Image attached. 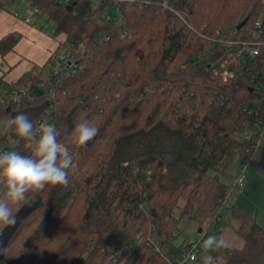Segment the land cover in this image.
I'll return each mask as SVG.
<instances>
[{"label":"trees","instance_id":"16d2710c","mask_svg":"<svg viewBox=\"0 0 264 264\" xmlns=\"http://www.w3.org/2000/svg\"><path fill=\"white\" fill-rule=\"evenodd\" d=\"M28 1L66 36L72 66L55 76L50 61V69L34 66L10 85L0 81L9 90L53 86L18 110L0 104V119L41 105L33 123L49 113L74 167L67 186L29 193L34 202L0 233V264H170L181 219L200 229L223 207L217 230L232 228L244 245L209 254L217 264H264V228L227 203L225 180L230 166L254 154L247 134L262 132L254 123L264 118V52L238 57L226 81L214 73L233 56L220 39L264 19V0H129L120 5L121 24L102 18L110 1ZM19 40L0 38V58ZM256 103L260 115H249ZM85 120L99 133L77 147L72 133ZM15 135L0 134V143L11 145ZM27 145L20 140L9 151L24 154ZM141 203L145 217L136 212Z\"/></svg>","mask_w":264,"mask_h":264},{"label":"clouds","instance_id":"9594fccd","mask_svg":"<svg viewBox=\"0 0 264 264\" xmlns=\"http://www.w3.org/2000/svg\"><path fill=\"white\" fill-rule=\"evenodd\" d=\"M5 126L19 140L30 142L33 153L0 151V233L15 225L16 213L24 204L34 202L36 196L30 197L29 193H39L49 186H67L68 170L74 167L73 155L60 142L61 133L54 124L47 121L34 124L29 113L19 112L10 115ZM98 133L99 129L85 120L75 126L73 142L77 147H87ZM200 247L206 253L203 264H217L218 257L209 253L226 248L227 241L222 236L209 235L202 239ZM189 257L195 258L188 253L185 261Z\"/></svg>","mask_w":264,"mask_h":264},{"label":"built area","instance_id":"2783aa9c","mask_svg":"<svg viewBox=\"0 0 264 264\" xmlns=\"http://www.w3.org/2000/svg\"><path fill=\"white\" fill-rule=\"evenodd\" d=\"M64 3H70L74 0H61ZM97 1L100 3H105L109 1L115 2V13L114 15L108 14L106 16V19L109 21H116V23L121 24V9L120 5L129 0H93ZM29 2V1H28ZM169 7H166V9ZM176 14H179L178 12H175ZM37 14H42V11L39 7H33L29 3V7L27 9L26 17L24 18L26 23H31L34 20V17ZM15 17H21L20 12L17 10L14 13ZM238 33V31H236ZM127 31L123 33V35H127ZM220 43H224L226 45H230L233 47V56L230 60H227L221 64L220 69L214 70V73L219 75L224 81L232 78L234 76L233 71L231 70V66L233 63H235L236 59L238 57H256L259 56L264 52V19H260L255 22L253 27L245 31V33L238 35L237 38L235 39H220ZM71 67L72 62L70 61V52L68 51L67 58L58 62L55 64L53 67V73L55 76L61 75L65 70L66 67ZM68 73V71L66 72ZM40 92L43 93H53V86L49 85L45 82H39L37 83L34 87L32 88H27L25 86H22L18 89H13L9 90L5 87H0V104L3 105H8V106H14L15 110H18L21 107V103L25 99L33 100L36 98V95H38ZM260 106L261 103H256L255 106L251 108H247V112L249 115H260ZM49 113L46 112L44 115L41 117L37 118L34 124H39L41 122L47 121L48 123H52L49 120ZM53 124V123H52ZM254 128L256 130L261 129V133L257 136H253L252 133L247 134V139H253L254 137V144L253 148L251 150H248L249 152L252 151L254 154L251 155L247 162L246 165L243 166L240 170V175L239 177L234 181V183L231 185L234 189H239L243 188L246 184V177L245 173L247 170V167L253 160V156L257 153V151L260 150L261 144H262V138L264 136V118L258 120L257 122L254 123ZM19 138L17 135L13 136L10 141L11 145L8 143H0V151H9L10 148H14L19 142H17ZM20 141V140H19ZM29 143V142H27ZM225 207L221 209L220 212L216 213L215 216L208 222L205 226H203L201 229L200 237L198 239H193V240H188L187 243L183 246V248L180 251H175L171 250L172 253L170 257L168 258V262L170 264H189V263H195L203 249L200 247L202 243V239H206L207 236L213 235L217 227L222 221V218L225 214ZM136 212L141 215L142 217H145L148 215V207L144 204L141 203L138 205L136 208ZM152 232V230H150ZM176 235V234H175ZM174 235V236H175ZM148 243L151 244V236L149 235ZM143 239L140 238L136 240L137 242H141ZM155 250L157 252H160V249L158 246H155ZM175 251V252H173ZM188 253H192L194 255V259L189 257L187 261H185V256L188 255Z\"/></svg>","mask_w":264,"mask_h":264},{"label":"rangeland","instance_id":"374dc122","mask_svg":"<svg viewBox=\"0 0 264 264\" xmlns=\"http://www.w3.org/2000/svg\"><path fill=\"white\" fill-rule=\"evenodd\" d=\"M28 7H29L28 0H5V9L0 12L11 14L14 18H17L14 16L15 11L18 10L21 15L26 9H28ZM114 9H115V2L110 1L105 11L102 13V18L106 17L108 12L114 14ZM36 16L34 17L35 19L37 18ZM41 17L45 19L43 20V23L44 21L47 22L48 24L47 28L49 29L54 28L55 26L54 22L50 21L47 15L41 14ZM58 55L63 60L67 58V51L64 46H61ZM50 68L51 65L49 64L48 69ZM40 109H41V105L37 104L20 112L29 113L31 119H33L38 115ZM17 113L19 112H15V114ZM5 122H6L5 120L0 119V134L9 133V135L12 136L14 132L9 131L6 128ZM27 148L28 150L24 154H32L33 147L30 142L28 143ZM253 157L254 158L247 167L245 173L246 184L243 188L234 189L233 187H231V185L239 177L241 173L240 170L243 166L246 165L247 161L242 164L241 168L235 167V165L230 166L227 170V176L225 180L226 183L230 186V189L232 191L231 199L228 200L227 203L229 205H236L237 207L241 208L242 211H244L247 215L257 218L259 215L264 216V136L262 138L261 149L257 151V153ZM200 229L198 224L195 223L194 221L189 220L188 218H182L179 224V231L176 233V235L173 238V246H174L173 250L177 247L183 246L186 239L187 241L198 239L201 233L199 232ZM217 233L220 237L221 236L224 237V239L227 241V244L232 247L241 248L244 245V241L235 233V231L232 228L226 227L223 230H217ZM8 234H6L5 236H7ZM5 239L6 238H2L0 242V252L2 246L4 245ZM205 254L206 253L204 252V250L201 251L200 257L203 258ZM189 264H203V261H199L196 263H189Z\"/></svg>","mask_w":264,"mask_h":264},{"label":"crops","instance_id":"0c3cea01","mask_svg":"<svg viewBox=\"0 0 264 264\" xmlns=\"http://www.w3.org/2000/svg\"><path fill=\"white\" fill-rule=\"evenodd\" d=\"M26 13L27 9L21 17L14 18L11 14L0 12V38L10 33L21 36L14 50L0 58V81L5 85L15 83L34 66L47 67L50 61L57 64L63 60L58 53L61 46H64L66 36L56 34V26L53 29L47 28L48 24L46 21L43 23L45 19L41 14L33 22L26 23ZM255 219L264 228V216L259 215Z\"/></svg>","mask_w":264,"mask_h":264},{"label":"water","instance_id":"95a60500","mask_svg":"<svg viewBox=\"0 0 264 264\" xmlns=\"http://www.w3.org/2000/svg\"><path fill=\"white\" fill-rule=\"evenodd\" d=\"M244 25V23H242L241 25H239L238 28H241ZM199 232H201V229L199 230Z\"/></svg>","mask_w":264,"mask_h":264}]
</instances>
